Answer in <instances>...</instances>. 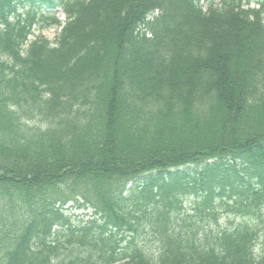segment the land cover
<instances>
[{
	"label": "trees",
	"instance_id": "1",
	"mask_svg": "<svg viewBox=\"0 0 264 264\" xmlns=\"http://www.w3.org/2000/svg\"><path fill=\"white\" fill-rule=\"evenodd\" d=\"M216 1L0 0V264H264V2Z\"/></svg>",
	"mask_w": 264,
	"mask_h": 264
},
{
	"label": "rangeland",
	"instance_id": "2",
	"mask_svg": "<svg viewBox=\"0 0 264 264\" xmlns=\"http://www.w3.org/2000/svg\"><path fill=\"white\" fill-rule=\"evenodd\" d=\"M206 6V4H204ZM58 16L62 21L66 19L65 14L59 10ZM60 31V28L57 26H52L47 29L40 30L39 28H35L34 33L30 36V40H34L37 37H46L50 41H54L55 37L57 36L58 32ZM145 175L139 176L134 178L133 180L129 181L127 183L126 189L130 190L132 187L136 186L137 184H141L143 182V177ZM197 197L193 194H187L182 196V209L181 210H173V217L175 219L182 220V218L191 216L193 217L191 223L194 226L199 227L201 230L206 228H212L214 230H218L221 228H231L234 224H236L239 220L242 219L241 216L234 215L233 213L226 212L225 210L219 208V214L217 219H213L211 217H201V216H195ZM77 203H72L67 206V210H71V212L74 211L77 207ZM155 205L150 204L148 206L149 210L152 209ZM86 209L76 210L75 213H72L75 217V220L81 221L82 219H87L88 216H91L94 211L93 209H89L88 207H85ZM147 219H141L139 223V240L146 246L148 249H150L151 252H154L158 248V237L153 234V221ZM176 221V220H175ZM181 223V222H180ZM255 224V223H254ZM259 228V234H260V241L257 244V250L261 249V243L263 241L264 237V223H258L256 224ZM124 232H127L126 229H124Z\"/></svg>",
	"mask_w": 264,
	"mask_h": 264
}]
</instances>
